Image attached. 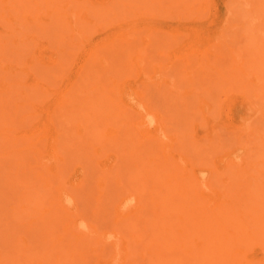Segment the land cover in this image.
I'll list each match as a JSON object with an SVG mask.
<instances>
[{"label": "bare ground", "instance_id": "bare-ground-1", "mask_svg": "<svg viewBox=\"0 0 264 264\" xmlns=\"http://www.w3.org/2000/svg\"><path fill=\"white\" fill-rule=\"evenodd\" d=\"M193 1L0 0V264H264L263 149L261 159L231 157L221 166L213 156L230 135L238 155L241 139L261 137L264 144V106L258 105L264 98L263 69L250 75V59L236 68L230 58L241 77L234 70L230 76L239 81L228 83L238 90L251 86L244 91L252 90L257 105L253 118L236 124L247 130L226 125L221 133L216 121L221 100L215 94L231 84L218 74L183 79L184 70L179 74L168 63L176 49L192 46L194 36L181 34L179 21L188 10L195 12L191 20L201 13ZM250 1L260 22L253 31L264 45V0L244 2ZM206 12L201 18L209 17ZM162 14L175 18L172 28L162 31L153 24ZM110 23L119 28L83 50L88 60L80 73L87 76L78 74L56 92L51 85L72 70V57L90 42L89 34ZM163 32L168 41H160ZM260 54L258 59L264 51ZM188 82L195 97L203 94L198 107L190 113L184 103L174 104L166 111L158 94L184 96ZM51 95L57 111L46 105ZM226 104L232 107L235 99ZM255 117L262 125H253ZM182 133L196 146L186 144ZM197 161L202 163L196 169ZM83 165L93 178L72 179L71 172L85 170ZM105 218L112 219L110 227L106 219V229ZM255 246L262 255H251Z\"/></svg>", "mask_w": 264, "mask_h": 264}, {"label": "rangeland", "instance_id": "rangeland-1", "mask_svg": "<svg viewBox=\"0 0 264 264\" xmlns=\"http://www.w3.org/2000/svg\"><path fill=\"white\" fill-rule=\"evenodd\" d=\"M172 1H175V0H166V2L169 4V5H171V2ZM193 1V0H192ZM197 1V3H195V1H193V6L195 5V6H197L198 8H199V12H201V13H204V12H206V10H208V12H206L205 14L207 15V14H209V17H208V15L207 16H205V18H201V13H199L198 15L200 16L198 19H200L201 18V20H198V19H196L197 17H198V15L196 16V18L195 19H193V20H191V18H193L194 16H195V12H193V13H191L192 11H190V13H191V15L189 14V10L187 11V16H189V17H187L186 16V12H185V14H183V16H186V18H184V20H181L182 18H183V16L181 17V19H180V21L179 22H183V24L181 25V34H184V32L185 33H187V34H191L192 33V35L194 36V38H191V44H192V46H191V48L189 49V51L187 50L186 51V49L183 47V48H180L179 50L178 49H176V53H177V55L176 56H172L171 57V59H170V61L168 62V63H172V65H171V68L173 69V68H175L176 69V71L178 72V71H183L184 72V74L185 73H187V75L185 74H183V73H179V74H183V76L181 77V78H186L187 76H191V78L194 80V78L193 77H195V79H204V77H207V75L208 74H211V75H214V74H218L219 76H222V80H223V82L224 81H226V82H224L225 83V85H227V84H229L228 83V81H235V82H237V80L238 79H236V80H234V79H232L231 78V73L232 72H234V70L236 71V74H235V76L237 75V74H239L238 73V69L236 70V69H233V67H234V65L236 66V64L237 63H239V64H245V63H247L248 62V60L250 61V63L248 62L247 64L248 65H250L249 66V68H251V69H253V71H255L256 70V72H253L252 70V72L250 71V69H248L247 71H249V74L251 75V73H257L258 75L260 74V73H258V72H262V70L261 69H263V73H264V63L262 62V61H258V60H260V59H263L264 57H262L261 58V56H260V58L258 59V57H259V55H258V53L260 54V52L262 51H264V49H263V47H264V45L263 44H261L260 43V41H257L256 39H257V37L259 36H256V29L257 28H260V22L259 21H257V19H258V17L256 16V11H254V12H251V8L249 7L250 6V4H251V2H253L251 5L252 6H254V4H255V1H250L249 2V4H247L246 2H244V1H247V0H234V2H233V0H206L207 2L209 1V4L206 2H204V0H196ZM198 1H200V3L198 2ZM203 2V3H202ZM229 3V4H227V3ZM195 3V4H194ZM199 3V4H198ZM232 3V4H231ZM226 4H227V6H226ZM235 4V5H234ZM192 5V4H191ZM209 6V8L207 7L206 8V6ZM240 5V6H239ZM203 8H202V7ZM232 6V7H231ZM245 6H248V7H245ZM228 7H229V10H228ZM241 7V8H240ZM243 7H245V8H243ZM249 8V9H248ZM204 9H205V11H204ZM236 9L238 10L237 12H236ZM248 9V10H247ZM254 9V8H253ZM44 10V9H43ZM213 10V11H212ZM233 10V11H232ZM194 11V10H193ZM204 11V12H203ZM230 11V12H229ZM241 11V12H240ZM246 11H250L249 13L247 12L246 13ZM198 12V11H197ZM196 12V13H197ZM244 12V13H243ZM232 13V14H231ZM236 14V15H235ZM242 15V17H241V15ZM255 14V15H254ZM159 15V14H158ZM172 15H176V14H173L172 13ZM250 15V16H249ZM202 16L204 17V15L202 14ZM248 16V17H247ZM253 16H256L255 18H256V21L257 22H255L254 23V21H253V19H254V17ZM164 17V18H163ZM177 17V16H176ZM191 17V18H190ZM163 18V19H162ZM213 18V19H212ZM226 18V19H225ZM245 20H244V19ZM165 16L162 14L161 16H159L158 17V19H152L153 21H154V25L156 26L157 24H159V25H161V27H160V30H162V31H164V30H168V29H170V28H172L174 25H175V23L177 22L176 20H175V18L173 19V17L171 18V17H169V18H166L165 20ZM190 19V20H189ZM227 19H229L228 20V22H226L227 21ZM210 20V21H209ZM239 20V21H238ZM255 20V19H254ZM156 21V22H155ZM209 21V22H208ZM247 21V22H246ZM178 22V23H179ZM212 22V23H211ZM259 22V23H258ZM155 23H157V24H155ZM114 24V25H113ZM230 24V25H229ZM254 25L256 26L255 28V32L253 31L254 30ZM172 26V27H171ZM189 26V27H188ZM185 27V29H183ZM191 27V28H190ZM223 27V28H222ZM227 29H226V28ZM229 27H230V29H229ZM233 27V28H232ZM237 27V28H236ZM245 27V28H244ZM116 28V29H115ZM119 28V25H117V23H110V25H107V27L105 28V31H101V32H91L90 34H91V36H90V34H89V36H88V39H90V42L89 43H87L84 47H82V49L80 50V51H77V53L78 54H76V55H74L73 57H72V62L74 61V65L72 66V70L70 71V68L65 72V73H63L62 74V76H61V78H59V79H57L56 80V82H53L54 84H52L51 86H53L54 88H56L57 89V91L56 92H59V91H61V89H65L68 85H69V83L70 82H72L74 79H75V77H77L78 76V74L79 75H83V76H87V73H84V71L82 72V74L80 73L81 71H82V69H83V67H84V63L85 62H87V60H88V55L86 54L87 53V51H86V49L87 48H89V44H91V45H93V44H97V42L99 41V40H101L104 36H105V34L107 33V32H109V31H114V30H117ZM177 28H179V27H177ZM226 29V30H225ZM233 29V30H232ZM236 29L238 30V31H236ZM229 30V31H228ZM242 30V31H241ZM227 32V33H225V34H222V33H224V32ZM249 31V32H248ZM103 32V33H102ZM189 32V33H188ZM253 32V33H252ZM194 33V34H193ZM237 33H239L240 35H238ZM198 34V35H197ZM162 35V34H161ZM161 35H159L162 39H160V41L162 40V41H168V39H169V33H165L164 34V32H163V35H165L166 36V39H165V36H161ZM195 36H197V37H195ZM216 36H217V38H216ZM226 36H228V37H226ZM241 36V37H240ZM246 38H245V37ZM254 36H256V37H254ZM159 37V38H160ZM220 37H221V39H220ZM231 37V38H230ZM234 37V38H233ZM240 37V38H239ZM228 38V41H229V43H228V41L226 40ZM236 38H237V40L238 41H236ZM253 38V39H252ZM259 38V37H258ZM182 39H184V37L182 38ZM197 39V40H196ZM216 39H218V40H216ZM224 39V40H223ZM230 39V40H229ZM240 39V40H239ZM255 39V40H254ZM178 40V39H177ZM181 40V39H180ZM186 40H187V38H186ZM221 40H222V42H221ZM226 40V41H225ZM235 40V41H234ZM256 42V44H255V42ZM193 41V42H192ZM216 41V42H215ZM230 41H232V42H234V43H232V42H230ZM177 41L175 40L174 42H172V43H174L173 45L175 46V47H177V45H175V43H176ZM218 42V43H217ZM220 42H221V44L222 45H220ZM227 42V43H226ZM238 42V43H237ZM217 43V44H216ZM237 43V44H236ZM254 44V47H253V44ZM259 43V44H258ZM200 44V45H199ZM232 46H231V45ZM235 44V45H234ZM251 44V45H250ZM261 47V46H263V47H259L258 45ZM261 44V45H260ZM178 45H179V43H178ZM195 45V46H194ZM217 45V46H216ZM259 47L258 48V50L260 49L261 51H257V46ZM213 47V48H211V47ZM221 46V47H220ZM226 46V48L227 49H225V48H222V47H225ZM230 46V47H229ZM248 46V47H247ZM250 46V47H249ZM251 46H252V48H251ZM193 47V48H192ZM203 47H204V49H203ZM205 47H206V49H205ZM219 47V48H218ZM235 47V48H234ZM240 47V48H239ZM196 48V49H195ZM209 48V49H208ZM210 48H211V50H210ZM221 48H222V50H221ZM229 48V49H228ZM174 49V48H173ZM184 49V50H183ZM212 49H213V51H214V49L215 50H217L215 53H214V55L212 54L213 52H212ZM220 49V50H219ZM224 49V50H223ZM235 49V50H234ZM249 49V50H248ZM86 52H84V51ZM183 50V51H182ZM198 50H200L199 52H198ZM210 51V52H207V51ZM226 50H227V53L229 52V54H227L226 53ZM232 52H231V51ZM245 50V51H244ZM252 50V51H251ZM256 50V51H255ZM195 51V52H194ZM204 53H203V52ZM221 53H220V52ZM239 52L238 54L237 53H235V52ZM246 51H248V52H246ZM185 52H187V53H185ZM190 52V53H189ZM206 54V55H208L209 53V57L208 58H211V60H208L207 59V57H206V55H203V54ZM223 53H225V55L223 54ZM251 54V57L249 56L250 54ZM196 54V55H195ZM213 56H212V55ZM218 54H220V55H217ZM236 54V55H235ZM240 54V55H239ZM258 55L257 57L255 56V55ZM86 55V56H85ZM192 55V56H191ZM211 55V56H210ZM230 55H232V56H230ZM241 55H243V57L241 56ZM261 55V54H260ZM191 56V59L190 58H188V57H190ZM198 56V57H197ZM202 56H205V57H203L202 58ZM215 56H216V59L215 60H218V61H215V62H217V63H219V66H217L216 65V63L214 62V60H213V58H215ZM224 56V57H223ZM234 56V57H233ZM253 56H255V60H253L254 58H253ZM222 59H220V58ZM223 57V58H222ZM249 57V58H248ZM185 58H186V60H185ZM187 58H188V60L189 61H187ZM202 58V59H201ZM218 58V59H217ZM230 58L231 59H233L232 61L235 63H233L231 60H230ZM235 58H236V60H235ZM248 58V59H247ZM84 59V60H83ZM178 59V60H177ZM181 59H183V60H185V61H180ZM198 59V60H197ZM203 59H204V61H203ZM205 60H208V61H211V64H213V66H214V69H210V65H208L209 66V71L208 70H206V68H207V66L205 67V65H207V63H205ZM254 61V62H251V61ZM258 62H257V61ZM192 61V62H191ZM222 63H220V62ZM224 61V62H223ZM229 61H230V64H229ZM244 61H245V63H244ZM179 62H181V63H179ZM189 62V63H188ZM194 62V63H193ZM195 62H197V63H195ZM202 62V63H201ZM213 62V63H212ZM241 62V63H240ZM175 63H176V65H175ZM191 63V64H190ZM251 63H254L255 64V66L252 64L251 65ZM257 63H259V65L257 66L256 64ZM184 64V65H183ZM221 64V65H220ZM227 64L229 65L228 67L229 68H227V69H229V70H231V71H229V70H227V69H225L226 68V66H227ZM233 66H232V65ZM261 64V65H260ZM192 65V66H191ZM201 65H203V67L201 66ZM225 65V66H224ZM231 65V66H230ZM176 66V67H175ZM198 67L199 66V70H198V68H196V67ZM224 66V67H223ZM256 66H257V68H259V69H256ZM263 66V67H262ZM85 67H87V64H85ZM179 67V68H178ZM188 67V68H187ZM221 69H220V68ZM230 67H232V68H230ZM241 67V66H240ZM192 70H191V69ZM202 68V69H201ZM236 68H237V66H236ZM242 68V67H241ZM206 70V72L205 73H207V71H208V73L207 74H203V73H201L202 71L204 72L205 70ZM208 69V68H207ZM90 70V69H89ZM188 70V71H187ZM223 70V71H222ZM87 72H88V68H87V70H86ZM180 71V72H181ZM198 71H201V72H199V74H198ZM220 71H222V73L224 72V75L222 74V73H219ZM258 71V72H257ZM76 72V73H75ZM193 72H194V74H193ZM212 72H213V74H212ZM239 72H240V68H239ZM241 72H242V70H241ZM235 73V72H234ZM234 73H232L233 75L232 76H234ZM196 74V75H195ZM226 74V75H225ZM262 74V73H261ZM199 75H201V77L199 76ZM202 75H205L204 77L202 76ZM229 75V76H228ZM186 76V77H185ZM197 76V77H196ZM228 76V77H227ZM234 76V77H235ZM252 76H254L253 74H252ZM198 77H200V78H198ZM237 78L238 77H241V76H239V75H237L236 76ZM227 79H229V80H227ZM182 80V79H181ZM239 81V80H238ZM222 82V81H221ZM241 83V82H240ZM219 84H220V82H219ZM231 85H230V87H226V86H224V89H226L225 90V92H224V90L223 89H221V87H218V91L219 92H221V93H219L218 91V94L216 95L215 94V96H216V98H215V96H214V98H215V101H218V100H221V102H220V104L218 105V109L220 110H218V120L216 119V121H219V125H218V129L220 130V132L221 133H225V132H227L228 131V129H226L225 128V126L227 125V126H229V125H234L235 127H236V124L237 123H241V122H244L245 121V117H249V116H251V118H253L255 115V113H254V110H253V107L254 106H256L257 105V103H255L254 102V96H252L251 94H252V90L248 93V92H246V91H244V90H247V91H249L248 90V88L250 89L251 88V86H248V88L246 87L244 90H238V89H236L235 87H234V84L233 83H230ZM236 84H238V83H236ZM189 86V87H188ZM232 86L234 87V90H232L233 88H232ZM182 87L183 88H185V89H183V91L184 92H182V93H180V95L182 94V95H184V96H177V95H174L173 96V98H165L166 97V94H164L163 96L161 95V94H158V96H159V98H161V101L162 102H164V103H166L165 104V106H164V109H166V111L167 110H169V108H171V106L173 107V105L175 104V107L176 106H180V105H183V103H184V105H186V112H190V113H193V111L198 107V99L199 98H202L203 97V94H199L197 97H195L196 95H194V93L193 92H190V87H191V83L190 82H188L187 84H184V85H182ZM182 87L180 86V88L182 89ZM245 87V86H244ZM243 87V88H244ZM68 88V87H67ZM189 88V89H188ZM232 88V89H231ZM236 89V90H235ZM223 90V91H222ZM230 91V92H229ZM238 91H240V93L238 92ZM227 92V93H226ZM242 93V94H241ZM264 93V92H263ZM189 95V96H185V95ZM194 95V96H192V95ZM221 95V96H220ZM220 96V97H219ZM248 97V98H246V97ZM264 96V95H263ZM53 95H51L50 96V98H49V100H48V102H47V104L46 105H50V107L51 108H49L48 110H50V111H57L58 110V108H57V105L55 104V103H53L52 102V100H53ZM219 97V98H218ZM225 97H227L226 99H225ZM252 97V98H251ZM158 98V99H159ZM182 98H183V100H182ZM233 99H235V105H232V107H229V106H227V101L228 100H233ZM164 100H166V102L164 101ZM167 100L169 101L168 103H167ZM200 100V99H199ZM248 100H250V101H248ZM225 101H226V103H225ZM261 101H262V103H261ZM175 102V103H174ZM210 103H212V101L210 100L209 101ZM250 102V103H249ZM163 103V104H164ZM168 104V106H166ZM260 104H263V105H260ZM183 105V106H184ZM258 105L259 106H264V98L262 97V99L261 100H258ZM166 107V108H165ZM230 108V109H229ZM263 108V107H262ZM249 110V111H248ZM163 111H165V110H163ZM165 111V112H166ZM220 112V113H219ZM220 114V115H219ZM222 116V117H221ZM241 117H242V120H241ZM229 118V119H228ZM263 118H264V115H263ZM216 121H214V122H216ZM227 121V123H229V124H226V123H224V122H226ZM254 122H252L253 123V125L255 124V125H257V126H259V125H262L261 124V122H258V121H256V117L254 118V120H253ZM263 121V120H262ZM222 123H224V124H222ZM211 127V126H210ZM237 129H240L241 131H243V129L244 130H247V128L244 126H242V125H238L237 127H236ZM237 129H236V131H237ZM263 129H264V127H263ZM68 130V129H67ZM199 131H201V129H198ZM66 131V130H65ZM239 131V130H238ZM185 132V131H184ZM240 132V131H239ZM200 133V132H199ZM51 134H52V132L50 131V141L53 139L52 137H51ZM189 134H183L182 133V138H184L185 140H186V144L188 143V145L189 146H191V147H194V146H196V141L194 140V139H192V137L191 136H188ZM185 136V137H184ZM187 137H188V139H187ZM227 137V136H226ZM258 138H260V139H258ZM258 139V140H257ZM257 139H253L252 141H255V143H258V141L259 140H261V143H260V141H259V143H258V145L257 144H255L254 142H252V141H245V140H243V139H241V154L240 155H238V154H236V147L234 146L235 145V143L236 142H234L235 140L233 139V136L232 135H230L229 137H228V140L229 141H227V142H225L224 144H226V146L224 147L223 146V148L222 147H219L218 146V149L220 150L219 152H215V153H213V154H215V155H213L214 157H215V159L218 157L219 158V163H220V166L225 162H227L231 157H233V158H241V157H243V159L244 160H242V162L243 161H254L253 159H255V160H258V156H259V159H261V155H262V149H263V156H264V144H263V142H262V139H261V137H257ZM194 140V141H193ZM240 140V139H239ZM256 140H257V142H256ZM245 141V142H244ZM229 142V143H228ZM247 142H249V143H247ZM228 144V145H227ZM254 144V145H253ZM260 144H261V146H260ZM263 144V145H262ZM253 145V146H252ZM229 146H231V147H229ZM260 147H262V148H260ZM251 148H254V149H251ZM224 150V151H223ZM245 150L248 152V150L251 152V151H254V152H256L255 154H254V152H253V154L252 155H250V156H245L246 155V153H245ZM244 155H243V154ZM252 153V152H251ZM194 155H195V153H194ZM196 157H197V155H195ZM54 157H52L51 159H50V162H54V159H53ZM235 158V159H236ZM49 162V163H50ZM199 164V166H198V164ZM197 163L195 162V165H192V166H195L194 168H200V164L202 163L201 161H197ZM84 166V165H83ZM202 167H206V168H209L210 166L209 165H207V164H205V163H203L202 165H201ZM81 169H79V168H77V171L78 172H76V169H74L73 170V172H71V177H72V179H76V180H79V179H84L85 178V180H87V177L88 178H91L92 176H94V175H92V174H90L89 173V175L87 174L88 172V168H87V166H84L83 168H85V170L84 169H82V167H80ZM236 169V168H235ZM233 172V171H232ZM232 172H231V174H232ZM83 173H85V176H84V174ZM80 174V175H79ZM77 175H78V177H77ZM82 175V177H80ZM220 175H221V173H220ZM74 176V177H73ZM90 176V177H89ZM84 177V178H83ZM93 178V177H92ZM87 181H89V179L87 180ZM2 198V199H1ZM0 199L1 200H4V198L1 196L0 197ZM3 202V201H2ZM198 203V202H197ZM2 205V204H1ZM199 205H202L200 202H199ZM108 207H109V204H108ZM3 215V214H2ZM4 216H5V213H4ZM0 218H1V215H0ZM112 218V217H111ZM107 219V218H105V219H103V220H105V222H106V219H107V222H108V227H110V224H111V221H112V219ZM102 220V221H103ZM104 222V221H103ZM104 222V224L102 223V225L101 226H103L105 229L107 228V226H105V225H107V222L105 223ZM257 248V249H256ZM261 246L258 248V247H253V248H250L248 251H251V255H252V253H261ZM252 250H253V252H252ZM95 253L96 252H94L93 254L95 255ZM249 254V253H248ZM93 255V256H94ZM261 255H262V253H261ZM96 256V255H95Z\"/></svg>", "mask_w": 264, "mask_h": 264}]
</instances>
